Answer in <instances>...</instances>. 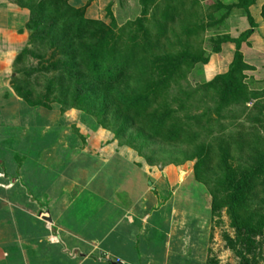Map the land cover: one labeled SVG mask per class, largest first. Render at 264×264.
Segmentation results:
<instances>
[{"label": "rangeland", "instance_id": "1", "mask_svg": "<svg viewBox=\"0 0 264 264\" xmlns=\"http://www.w3.org/2000/svg\"><path fill=\"white\" fill-rule=\"evenodd\" d=\"M32 1L24 0L21 4ZM221 5L229 6L227 0H112L98 13L97 19H89L84 11L74 13L85 21L104 25L86 26L87 37L99 39L111 30L109 39L115 38L123 55L136 50V62L128 73L126 86L137 88L139 84L151 92L167 84L172 114L164 113L159 102L149 108L150 115L161 111L159 116L163 120L170 113L164 120L167 128L160 131V137H154L153 124L148 120L144 124L120 121L117 103L110 104L106 113V101L99 98L97 90L93 91V85L99 84L68 81L65 70L82 76L88 72L66 48L73 36L67 42L64 37L70 31L75 33L79 24L73 21L74 14L69 10L59 12L55 18L44 16L39 24L32 26L31 11L21 7L29 11L21 34H27L26 50L30 52L27 60L20 63L17 58L12 64L11 81L14 92L22 99L26 97L32 109L42 113L61 110L64 116L75 119L94 136L102 138L108 147H120L138 156L141 164L148 163L156 169L187 167L194 174L200 155L210 153L212 160L206 166L205 187L211 197L209 206L216 198L220 208L213 213L209 264H247V260L264 264V230L253 233L248 228L242 232L236 229L230 195L234 187L228 179L234 178L235 185L248 184L251 191L241 193L242 205L237 209L249 222L251 216H258L251 221L258 223L259 215L264 216V161L260 164L254 152L258 137L264 145V68L253 67L244 59L248 68L241 70L234 81L225 78L236 53L240 51L243 55V43L238 48L236 43L223 42L220 51L216 47L226 37L239 40L250 26L243 19L231 22V13ZM112 46L109 44L108 48L111 50ZM118 68L116 65L111 69L115 78ZM208 84L213 88H206ZM113 85L104 84L102 94L112 90L120 96L133 94L125 86L110 89ZM50 87L79 89L78 105L71 97L60 99L57 93L47 90ZM41 101L46 105L40 106ZM81 106L83 110L79 109ZM177 126L183 131L179 136L174 135ZM250 177L257 181H249ZM240 236H251L252 244L248 245Z\"/></svg>", "mask_w": 264, "mask_h": 264}, {"label": "crops", "instance_id": "2", "mask_svg": "<svg viewBox=\"0 0 264 264\" xmlns=\"http://www.w3.org/2000/svg\"><path fill=\"white\" fill-rule=\"evenodd\" d=\"M64 1L97 19L112 0ZM227 5L250 26L245 61L263 70L264 0ZM28 12L0 0V264H209L211 197L187 167L141 164L14 92Z\"/></svg>", "mask_w": 264, "mask_h": 264}, {"label": "trees", "instance_id": "3", "mask_svg": "<svg viewBox=\"0 0 264 264\" xmlns=\"http://www.w3.org/2000/svg\"><path fill=\"white\" fill-rule=\"evenodd\" d=\"M12 1L20 7H24L26 5V3L25 5L21 4V2H23L24 0L22 1L12 0ZM221 6L224 10L227 11L228 14H230L232 10L236 7V6H225V5H221ZM25 8H28L33 15L32 24H31L32 26L39 24L38 22L42 21L44 19V16L45 17L51 16L55 18V16L59 15L58 14L59 12H62L64 10H69V13H73V14L77 12L73 7H71L64 0H33L30 4L27 3ZM166 14L165 16L168 17L169 14L167 15ZM64 17H65V14H64ZM61 19L62 18H59L58 20H61ZM74 20L75 22L77 21V23L79 24L76 26V29H74L75 33H72L70 31L69 35L64 37V40H66L67 42V40H69V37L71 35L73 36L72 41L68 42V44L66 45L67 46L66 48L67 50H71V53H72L71 56H73V59L75 60L80 59V64H81L80 66L84 67L88 72L87 74H84L82 76L81 74H75L74 71L72 70H65L64 73H68L69 75L68 81L74 84V82L78 80H85L88 83L99 84L100 86L93 85V91L97 90L99 98L101 97V99H104V102L106 101L107 103V105L105 106L106 113L110 111V104L117 103L118 104L117 116L120 118V121L124 122L125 124H129L130 122L134 124H142V123L144 124V122L148 120V122L153 124L152 130L155 133L154 137H160L161 136L160 131L167 128L164 120L166 119V117L170 115V113L172 114V112L169 109V104H168L169 99H168V93H167V89H168L167 84L160 85L156 87L154 90H152L151 92H150L151 90L150 88H144V87L141 88L139 84H137L136 86L137 88L133 86H128V85L126 86V84H129L127 83L128 73L130 69L133 67L134 63L136 62V58H137L136 50H133L131 54L123 55L121 52L120 46L116 43L115 38L112 37L111 41L109 39L113 31L108 30V32L104 33V36L99 39L87 37L88 35V33L86 32L87 30L84 29L86 26L91 25L95 27H103L104 25L102 23H99V22L90 23L89 21L83 20L76 14H74L73 16V21ZM69 29L72 30V28H69ZM243 39H244V35L238 41L235 42L238 48H240V45L243 43ZM228 41L231 42L232 40L227 37L224 38L223 41H221V43L216 47V51H220L222 43L223 42L228 43ZM109 44H113L111 50L108 48ZM29 52L30 50L24 51L18 57V62L21 63L24 60H27L28 58L27 55L29 54ZM119 56H121L122 58H120ZM195 61H198V60L196 59ZM204 62L208 63V60H205ZM116 65H118V67L120 68H118L119 74L115 78L114 73L111 71V69H113ZM244 68H248V67L244 62V56L241 54L240 51H238L235 55V60L232 65L231 71L229 75L226 76L225 78L231 81H234L235 80L234 78L237 77L236 75H240L241 70H243ZM118 83L119 84L121 83V84L118 85ZM104 84H108V85L114 84L113 86H109L110 89H114V88L116 89V88H120V86L121 87L125 86L126 88H128V90H131L133 94L132 95L122 94V96H120L117 92L115 91L113 92V90L108 92V94L107 92L105 94H102L103 90H101V88L102 86H104ZM209 86L213 88V85H210V84L206 85V88ZM47 90L50 91L51 93L53 92L57 93L60 99H62L63 97L65 98L71 97L73 101L75 100L74 103L78 105V99L80 98L79 89L67 88L66 90H55L52 87H50ZM149 93L150 94L152 93L151 96ZM125 95H126V98H125ZM23 99L26 102H28V99H26V97H23ZM156 103L160 105L161 107H163L162 111H165L164 113H168V111H170L168 116L163 117L164 120L161 119L162 117L160 118L159 116L162 113L161 111H159L158 113L154 115L153 113L151 115L149 114V108L151 106H154ZM40 104H41L40 106L46 105V104H42V101L40 102ZM81 107L82 108H79V109L83 110L84 109L83 106ZM104 123L105 122L103 121L102 124ZM209 123L212 124V121H210ZM177 129H179L180 131L175 133ZM180 132H183V131L181 130V127L177 126V128H175L174 130V135L179 136ZM259 138L260 137H258L259 141L257 140V143L255 144L254 153L258 155L257 161L260 164H262L264 161V148H263L264 145L263 143H259L261 141V139ZM168 139L169 138L167 139L165 138V140H168ZM243 151H244V148H243ZM210 155H211L210 153L206 155H200L201 158L199 159V165L197 166V169L194 173L196 180L202 183L203 185L207 184L206 181H208V177L206 176V171H208V169L206 166L211 164L212 159ZM228 179L230 181L231 186L234 187L233 192H231L230 195L232 197L231 208H232V214L234 217L236 229L239 232H242L244 228H248L252 230L253 233H261L264 230V216L259 215L258 223L254 224L251 221L256 215L251 216L250 222H249L248 220L249 218L246 215L242 217L244 214H241L240 209H237V207L242 205L241 201L243 197L240 195L241 193L246 192V190L248 189V184L241 182L238 185H235L236 181L234 180V178L229 177ZM255 180L257 181V179L253 180V178L251 177L249 178V181L253 182ZM224 185L225 184L221 186H224ZM252 185H256V184L253 183ZM216 193L220 194V192L218 191ZM211 201H212L211 203L212 212L213 213L217 212L220 208L217 199L213 198V200ZM246 220L248 222H246ZM240 238L243 239V241L247 243L248 245L252 244L251 236L250 237L240 236ZM246 263L252 264L248 260L246 261Z\"/></svg>", "mask_w": 264, "mask_h": 264}]
</instances>
